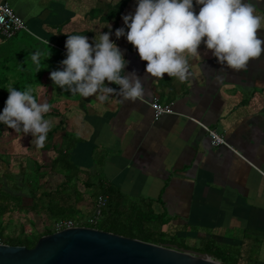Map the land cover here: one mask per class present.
Here are the masks:
<instances>
[{
  "label": "crops",
  "instance_id": "obj_1",
  "mask_svg": "<svg viewBox=\"0 0 264 264\" xmlns=\"http://www.w3.org/2000/svg\"><path fill=\"white\" fill-rule=\"evenodd\" d=\"M256 2L257 14L264 16V0ZM10 6L28 28L16 45L27 51L33 43L42 60L49 47L52 52L44 68L36 71L33 64L34 78L41 80L36 98L52 105L45 114L51 139L40 148L25 134L26 142L33 138L49 153L52 172L66 154L98 196L113 189L163 220L161 227H149L160 228L164 244L198 250L212 242L247 264L264 259V54L235 71L201 44V55L188 56L186 79L148 77L142 97L122 101L117 93L100 101L98 95L63 90L49 73L61 67L66 33L85 34L91 42L111 24L110 38L126 49L125 71L145 75L147 61L126 38L114 35L135 0L117 6L116 0H14ZM257 31L264 34V22ZM2 39L0 48L8 49L11 39ZM154 98L171 105L173 114L154 119ZM192 120L223 135L228 147L212 146Z\"/></svg>",
  "mask_w": 264,
  "mask_h": 264
},
{
  "label": "clouds",
  "instance_id": "obj_2",
  "mask_svg": "<svg viewBox=\"0 0 264 264\" xmlns=\"http://www.w3.org/2000/svg\"><path fill=\"white\" fill-rule=\"evenodd\" d=\"M119 3L116 0V6ZM257 6L256 0H135L134 10L122 16L123 24L114 35L126 38L140 59L147 61L145 75L125 71L126 49L110 38L113 32L108 24L110 30L100 31L91 42L85 34L66 33L65 56L59 61L61 67L50 71V79L83 97L98 95L100 101H108L118 93L122 101L134 100L143 96L148 77L163 78L167 73L186 79L188 56L201 55V44L223 67L244 70L251 59L264 54V34L257 31L262 29L264 16L257 14ZM51 55L50 47L43 60L40 50L30 53L36 71L44 68L40 65ZM6 89L0 123L31 133L43 148L51 128L45 114L52 105L38 101L31 88L9 85Z\"/></svg>",
  "mask_w": 264,
  "mask_h": 264
},
{
  "label": "trees",
  "instance_id": "obj_3",
  "mask_svg": "<svg viewBox=\"0 0 264 264\" xmlns=\"http://www.w3.org/2000/svg\"><path fill=\"white\" fill-rule=\"evenodd\" d=\"M1 37V36H0ZM2 38V37H1ZM3 40V39H2ZM13 40V39H11ZM10 40V41H11ZM30 43L28 49H33ZM34 45V44H33ZM11 46V44H10ZM32 47V48H31ZM28 50L24 52L25 67L17 71L14 80V86L26 90L29 86H37L41 80H35L34 63L31 60V56ZM10 58V56L8 55ZM5 58H0V67L3 65ZM28 64V65H27ZM32 64V65H31ZM29 66V67H26ZM9 80L8 77L3 76L0 73V104L4 107V102L8 96L6 83ZM35 94V92H33ZM36 95V94H35ZM9 126L0 123V128ZM51 132L47 134V139L51 137ZM58 162L60 167L65 170L62 180L53 188H40L37 193L33 194L32 203L30 206L25 207L28 213H32L41 217L44 220H52V222L58 219H74L72 218L76 213L75 205L83 202L84 192L79 188L80 180L78 179L79 171L74 167L72 163L67 160V155L64 154ZM85 187L90 188L91 184H85ZM102 194L108 195V205L103 212V216L99 221L96 229L110 232L117 235H121L128 238L138 239L145 242L164 244L165 239L162 237L160 228L152 229L149 227L151 224L161 227L164 221L156 217L152 212L145 211L137 205L132 204L129 200H126L119 192L113 189H102ZM97 198V197H96ZM19 196L13 195L4 188V184L0 177V236L2 237L4 232L3 221L6 217L12 214V203L19 202ZM51 229L45 230L44 233L34 235L33 238L11 239L8 238L4 241L5 244L12 246H26L32 248L36 242L42 236L52 234ZM3 239V237H2ZM185 249V248H183ZM199 252L209 254L216 260H220L222 264H240L241 258L235 256L233 252L228 251L225 248L217 247L214 243L208 242L201 248H198Z\"/></svg>",
  "mask_w": 264,
  "mask_h": 264
},
{
  "label": "rangeland",
  "instance_id": "obj_4",
  "mask_svg": "<svg viewBox=\"0 0 264 264\" xmlns=\"http://www.w3.org/2000/svg\"><path fill=\"white\" fill-rule=\"evenodd\" d=\"M6 1L10 5H14V0ZM25 36L24 32L19 33L17 37L8 43L11 44L8 49L0 48V58L6 57L0 67V73L9 78L6 83L7 88L16 81L13 80V77L20 69L18 67L21 64L25 65L24 52L26 50H21L19 43L16 45ZM31 45L35 48V45ZM32 50L29 49L28 51L32 52ZM8 55L10 58H8ZM29 87L35 92L39 86ZM1 92L0 87V94ZM2 109L3 107L0 104V110ZM26 139L25 134L22 132H17L10 127L0 128V177L4 188L11 194L19 196L20 199L18 203L13 201V212L3 221L2 226L5 229L2 237L4 241H7L8 238H33L34 235L44 233L45 230L51 228L52 220H44L39 216L28 213L25 207L30 206L33 194H38L37 191L40 188L55 187L61 182L65 173L62 167H55L52 172L53 166L49 153L39 150L34 145L33 138L30 139V142H26ZM50 139L47 140L50 141ZM78 179L80 180L79 188L83 190L85 199L75 205L76 213L72 218L84 224L93 213L99 191L95 187L91 189L85 187V175H80ZM164 239L167 238L164 237ZM216 261L222 263L220 260ZM240 264L247 263L241 258ZM250 264L256 263L251 262ZM257 264H264V259H261Z\"/></svg>",
  "mask_w": 264,
  "mask_h": 264
},
{
  "label": "water",
  "instance_id": "obj_5",
  "mask_svg": "<svg viewBox=\"0 0 264 264\" xmlns=\"http://www.w3.org/2000/svg\"><path fill=\"white\" fill-rule=\"evenodd\" d=\"M0 264H222L209 254L90 227L42 236L32 248L0 245Z\"/></svg>",
  "mask_w": 264,
  "mask_h": 264
},
{
  "label": "built area",
  "instance_id": "obj_6",
  "mask_svg": "<svg viewBox=\"0 0 264 264\" xmlns=\"http://www.w3.org/2000/svg\"><path fill=\"white\" fill-rule=\"evenodd\" d=\"M28 32V28L24 21L14 12L11 6L6 0H0V36L4 40L14 39L19 33ZM154 119H159L163 115L173 114L171 105L162 104L157 98H154L149 104ZM198 124L210 138L212 146H227L226 139L223 135L217 133L215 130L203 125L202 123L192 120ZM108 205V196L105 194L99 195L96 198V203L93 209L92 215L81 224L74 219H58L54 221L51 225V230L53 232H58L64 229H70L74 227H90L96 228L99 221L103 216L104 210ZM5 244L2 237L0 236V245Z\"/></svg>",
  "mask_w": 264,
  "mask_h": 264
}]
</instances>
